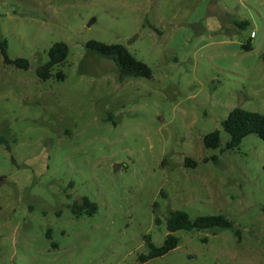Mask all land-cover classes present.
Here are the masks:
<instances>
[{
    "label": "rangeland",
    "instance_id": "374dc122",
    "mask_svg": "<svg viewBox=\"0 0 264 264\" xmlns=\"http://www.w3.org/2000/svg\"><path fill=\"white\" fill-rule=\"evenodd\" d=\"M0 36L30 63L0 52V264H264V140L226 150L222 128L236 108L264 114V0H0ZM90 41L152 76L121 81ZM57 43L65 79L43 81ZM84 198L98 211L78 217ZM176 210L234 229L178 231L141 263Z\"/></svg>",
    "mask_w": 264,
    "mask_h": 264
},
{
    "label": "trees",
    "instance_id": "16d2710c",
    "mask_svg": "<svg viewBox=\"0 0 264 264\" xmlns=\"http://www.w3.org/2000/svg\"><path fill=\"white\" fill-rule=\"evenodd\" d=\"M243 47L247 50L251 49L249 44H246ZM86 48L103 58L113 61L120 72L121 81H125L128 78H149L152 76L151 69L142 61L137 60L123 45H108L97 41H90L87 43ZM0 52L4 57V63L6 65H14L17 68L24 70L30 68L28 60L22 58L13 60L8 56V42L2 36H0ZM68 56L69 46L66 43L55 44L49 51L48 62L37 69L38 77L43 81L52 78L64 80L65 74L61 70L56 72V74L54 72L57 68H60L65 64ZM222 128L229 136L226 150H232L239 147L242 141L250 135H256L264 140V114L236 108L229 114L228 118L223 121ZM204 142L208 149L220 148V132L214 131L208 134L205 137ZM185 164L187 167L197 166V163L193 162L191 159H186ZM72 210L78 217L82 216L84 213L94 215L98 211V206L88 198H84L80 204H74ZM157 223H160L158 218ZM166 227L169 235L166 237L162 246H156L150 237H146V245L149 249V254L140 255L139 261L141 263H146L152 259L162 257L175 250L179 245V238H177L174 233L178 231L191 232L234 229V223L224 215L200 216L193 220L188 213L176 210L171 211L166 218Z\"/></svg>",
    "mask_w": 264,
    "mask_h": 264
},
{
    "label": "water",
    "instance_id": "95a60500",
    "mask_svg": "<svg viewBox=\"0 0 264 264\" xmlns=\"http://www.w3.org/2000/svg\"><path fill=\"white\" fill-rule=\"evenodd\" d=\"M115 168L117 169V168H119V166H116Z\"/></svg>",
    "mask_w": 264,
    "mask_h": 264
},
{
    "label": "built area",
    "instance_id": "2783aa9c",
    "mask_svg": "<svg viewBox=\"0 0 264 264\" xmlns=\"http://www.w3.org/2000/svg\"><path fill=\"white\" fill-rule=\"evenodd\" d=\"M254 36V33L252 34V37Z\"/></svg>",
    "mask_w": 264,
    "mask_h": 264
}]
</instances>
